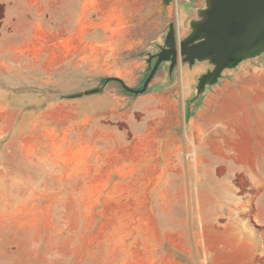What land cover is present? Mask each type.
I'll return each mask as SVG.
<instances>
[{
  "label": "rangeland",
  "instance_id": "374dc122",
  "mask_svg": "<svg viewBox=\"0 0 264 264\" xmlns=\"http://www.w3.org/2000/svg\"><path fill=\"white\" fill-rule=\"evenodd\" d=\"M4 2L0 264H264L262 187L239 171L256 143L191 135L205 100L264 72V33L218 72L170 57L144 90L162 52L214 35L220 0Z\"/></svg>",
  "mask_w": 264,
  "mask_h": 264
},
{
  "label": "crops",
  "instance_id": "0c3cea01",
  "mask_svg": "<svg viewBox=\"0 0 264 264\" xmlns=\"http://www.w3.org/2000/svg\"><path fill=\"white\" fill-rule=\"evenodd\" d=\"M4 3V0H0V6ZM28 6V3L21 1L7 8L5 13L11 15L18 10L20 14H26ZM20 18L16 16L12 19ZM195 117L198 121L195 120L191 128V135L194 138L198 127H202L207 134L205 141H211L213 135L209 134L208 130L212 124L219 123L222 132L228 134V139L239 137L242 133L247 140L257 144L253 145L255 151L252 167L249 168L244 164L245 167L239 171L253 182V186L262 187L257 195L255 206L259 219L264 224V72L257 76L241 78L221 89L214 95V98L205 100L203 107L198 110ZM223 128H225L224 131ZM229 159H231L230 156ZM228 166L232 170L235 164L229 161Z\"/></svg>",
  "mask_w": 264,
  "mask_h": 264
},
{
  "label": "water",
  "instance_id": "95a60500",
  "mask_svg": "<svg viewBox=\"0 0 264 264\" xmlns=\"http://www.w3.org/2000/svg\"><path fill=\"white\" fill-rule=\"evenodd\" d=\"M169 2L170 0H164ZM222 6L211 16L207 29H211L214 35L209 39L183 47L179 50H167L161 53L154 69L145 81L144 90L154 77L162 61L170 57H187L189 62L197 58L216 54L218 69L220 71L227 59L221 51L224 48L233 50L238 47L247 46L255 41L264 33V0H220ZM170 46L171 42L168 43ZM216 72V73H217ZM127 89L125 86H123ZM132 93H141L127 89Z\"/></svg>",
  "mask_w": 264,
  "mask_h": 264
}]
</instances>
